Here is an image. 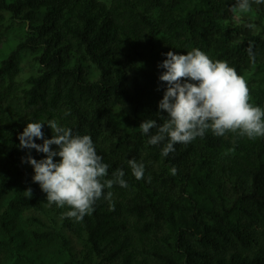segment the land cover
Here are the masks:
<instances>
[{"label": "trees", "instance_id": "obj_1", "mask_svg": "<svg viewBox=\"0 0 264 264\" xmlns=\"http://www.w3.org/2000/svg\"><path fill=\"white\" fill-rule=\"evenodd\" d=\"M235 4L0 0V12L8 13V22L0 19V47L6 32L23 26L14 49L0 51V202L30 187L32 196L12 203L14 209L48 208L47 194L32 181L33 167L22 162L29 150L18 137L33 121L55 120L74 135L91 136L109 165L106 179L125 173L127 187L105 189L111 201L97 200L82 221L63 217L70 206L52 204L82 244L75 253L62 236L69 258L59 264H264V137L216 136L209 129L164 157L167 140L149 145L157 129L145 135L139 128L145 119L163 123L157 113L166 84L158 65L169 51L186 55L199 48L213 61H227L246 79L250 103L264 109V3L252 0L249 13L237 14ZM23 53L38 66L25 85L14 80ZM42 131L53 135L47 124ZM30 154L45 157L35 149ZM131 159L144 163V178L132 174ZM5 217L0 214V227L13 242ZM52 236L33 232L40 241Z\"/></svg>", "mask_w": 264, "mask_h": 264}, {"label": "clouds", "instance_id": "obj_2", "mask_svg": "<svg viewBox=\"0 0 264 264\" xmlns=\"http://www.w3.org/2000/svg\"><path fill=\"white\" fill-rule=\"evenodd\" d=\"M256 4L264 0H254ZM252 0H236L231 8L234 14L249 13ZM254 27V25H248ZM158 67L164 71L159 81L166 84L163 98L159 101V119H145L139 128L147 135L156 128L148 144L158 145L167 140L162 149V156L167 157L175 151L177 143H190L197 137H203L207 130L216 136H224L227 132L238 133L248 138L264 137V109L254 106L246 79L239 75L227 61H213L208 54L199 48L178 54L169 51ZM249 56L255 61L251 47ZM159 90V89H158ZM163 113H167L164 115ZM52 130L50 139L45 138L42 131L44 125ZM20 148L28 149L29 154L22 157V162L30 164L34 169L32 181L38 183L46 193L48 206L56 204L71 210L63 213V217L82 221L85 215H91L94 205L102 197L111 201V189L118 184L127 187L124 171L117 170L108 176L109 165L96 151L89 135L73 134L71 128L59 126L55 120L47 123L33 121L26 124L19 134ZM43 143H36V140ZM53 145L57 146L55 149ZM35 149L45 154L42 159L31 156ZM56 157L61 159L56 160ZM132 174L137 180L144 178L145 165L135 159L128 161ZM173 175L177 169H171ZM151 181V177H148ZM29 187L25 195L32 196Z\"/></svg>", "mask_w": 264, "mask_h": 264}, {"label": "rangeland", "instance_id": "obj_3", "mask_svg": "<svg viewBox=\"0 0 264 264\" xmlns=\"http://www.w3.org/2000/svg\"><path fill=\"white\" fill-rule=\"evenodd\" d=\"M103 1L110 2L111 0ZM0 19L8 22V13L0 12ZM22 27L15 25L6 32L3 37L6 45L2 44L0 47L3 56L14 49L17 40L20 38L19 32ZM244 30L246 28H241V31ZM37 70L38 66L33 63L31 54L23 53L18 62V69L14 73V80L25 85L27 76ZM26 200L25 192L15 190L0 202V214L6 215L7 228L14 237L13 242H10V235L0 227V242L4 243V245L0 244V264H33L34 262L59 264L61 261L64 262L69 258V255L61 240L62 236L67 239L69 248L75 253L80 252L82 248L80 240L62 225V220L56 215L52 206H48L44 212L34 210L19 212L14 209L12 203H21ZM34 231L39 233L53 232L54 236L47 241H40L33 238ZM26 253H29V256Z\"/></svg>", "mask_w": 264, "mask_h": 264}]
</instances>
